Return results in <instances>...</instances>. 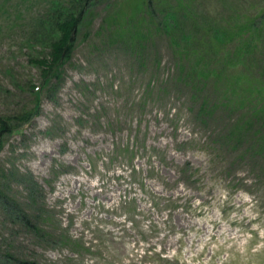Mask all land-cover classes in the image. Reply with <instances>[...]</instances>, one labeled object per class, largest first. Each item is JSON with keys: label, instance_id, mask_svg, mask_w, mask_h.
<instances>
[{"label": "rangeland", "instance_id": "rangeland-1", "mask_svg": "<svg viewBox=\"0 0 264 264\" xmlns=\"http://www.w3.org/2000/svg\"><path fill=\"white\" fill-rule=\"evenodd\" d=\"M47 2L0 0V118L18 127L38 112L1 140L0 264H264V156L207 146L248 109L199 123V102L176 84L182 53L156 16L195 15L238 33L264 23L253 17L264 0H100L60 84L43 82L36 60L49 50L31 38ZM254 41L263 51L264 37ZM253 69L224 68L225 81L206 90L259 108Z\"/></svg>", "mask_w": 264, "mask_h": 264}, {"label": "trees", "instance_id": "trees-1", "mask_svg": "<svg viewBox=\"0 0 264 264\" xmlns=\"http://www.w3.org/2000/svg\"><path fill=\"white\" fill-rule=\"evenodd\" d=\"M101 1L106 2L108 0ZM98 2L100 0H48L46 10L36 16L35 19L32 18L37 29L35 27V30L31 32V34H34L31 38L34 39V42L38 41L41 46L43 45V49L49 50V59L42 57L36 60V63L37 61L43 63V82H46V84L51 83V80H55L58 84L62 82L63 66L71 57L75 45V37L82 23L89 15L91 8ZM260 11L258 14L254 12L253 17L261 14L260 18L264 20V15H262L264 9L262 10L261 8ZM156 16L160 18L163 33L165 32L171 38H175V44L182 53V57L175 60L176 69L182 75L181 78H176V81H178L176 84L184 85L191 89V99L199 102L195 116L199 123L204 126L208 125L209 120L213 116L216 117L215 115L218 114L220 108L226 114L239 113L240 117L241 113L248 109L247 116L244 119L237 117L235 127H233L231 121L232 126H230L231 124L227 126L207 146L221 145L224 148H228L232 144L234 153L239 155L240 152L243 153L244 157L242 155L240 158H247L250 155L251 158L259 160L261 156H264V102H261L259 104L261 106L258 108L255 99H248V107H244L237 104L229 94H223L217 99L216 94H213L212 90L208 92L206 89L209 88L212 82L213 85L223 83L228 75L224 76V72L233 67V65L242 63L247 66L254 65L253 70L258 75V81H260V86L262 91H264V50L258 51L253 47L254 36L263 40L264 27L262 24L264 23L260 22L259 25L258 22L253 27L249 21L245 28L239 29L238 33H229L228 29L231 28L230 26L219 28L218 25L220 24L216 23L213 26L209 23L210 19L204 17L195 15L179 17L176 13L167 12ZM208 24L211 26H207ZM180 27L182 28L180 29ZM244 30L245 33L243 35ZM177 31L180 32L179 36H175ZM214 41L215 43H213ZM229 46L234 48H228ZM191 56L198 58L199 61L193 64L191 61L193 57L191 58ZM221 68L223 69L221 70ZM187 70L191 73H188ZM36 109L32 110L31 115H24L23 122H30L31 120H28L34 118L38 113ZM14 121L15 119L0 118V151L2 137L12 134L20 127H14L17 124ZM252 135H257L258 137L253 138ZM254 139H256L257 144L253 142ZM248 143H253L254 147L245 149ZM123 151L126 154V158L132 160L133 153H131V150L124 149ZM246 154L248 155L246 156ZM138 174L139 172L133 168L132 176L136 177ZM1 192L0 189V198H4ZM1 201L6 204V200L2 199ZM16 208L17 206H14L16 215L20 218L22 214ZM21 219L24 220L27 228L37 230L29 220H25L24 217ZM12 259L14 258L9 256L8 262H11ZM14 263L36 264L33 261L18 260L16 258Z\"/></svg>", "mask_w": 264, "mask_h": 264}]
</instances>
